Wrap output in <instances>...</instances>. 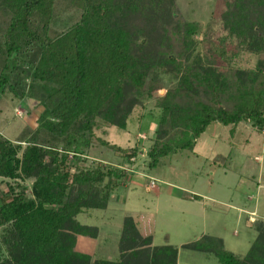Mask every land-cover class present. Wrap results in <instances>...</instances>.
Here are the masks:
<instances>
[{"label": "trees", "instance_id": "1", "mask_svg": "<svg viewBox=\"0 0 264 264\" xmlns=\"http://www.w3.org/2000/svg\"><path fill=\"white\" fill-rule=\"evenodd\" d=\"M4 1L12 11L0 34V101L11 94L21 104L35 99L43 106L36 139H31L22 156L19 152L25 140L14 143L0 133V178H35L29 198L25 189L0 188V226L9 225L7 232L13 238L7 264H91L87 256L74 250L61 229L88 206L99 185L107 179L105 186L116 188L128 170L99 166L73 173L70 154L81 159L98 118L108 125L126 127V103L145 93V64L137 59L127 29L119 21L110 23L116 11L122 12L119 4L113 7L110 0ZM158 1L150 0L152 9ZM60 2L65 3L64 13L70 14L73 7L79 17L69 15L63 28L57 29L53 25L59 20ZM172 13V34L180 37L196 32L194 24L176 10ZM224 21L231 33L247 38L250 47L264 50V35H259L264 26V0L229 2ZM172 43L161 61L179 72L180 80L162 98L161 125L181 130L168 141L159 139L153 144L148 151L150 168L171 153L193 150L214 122L236 126L251 121L264 131V60L255 68L227 64L212 69L190 62ZM217 52L226 59L224 44ZM134 151L130 157L135 156ZM74 184L76 193L69 191ZM83 230L82 226L75 231ZM187 246L215 253L221 264H264V234L245 257L226 249L223 239L214 235L202 236Z\"/></svg>", "mask_w": 264, "mask_h": 264}, {"label": "rangeland", "instance_id": "2", "mask_svg": "<svg viewBox=\"0 0 264 264\" xmlns=\"http://www.w3.org/2000/svg\"><path fill=\"white\" fill-rule=\"evenodd\" d=\"M231 1L159 0L152 9L150 0H110L113 7L122 6V12L116 11L110 23L119 21L127 29L137 59L145 64V93L138 95V101L126 103L129 111L124 129L98 118L95 134L81 159L70 154L73 173L99 166L128 170L116 188L106 187L107 179L99 185L88 206L72 215L61 229L62 236L69 238L74 250L87 256L91 264H221L215 253L191 249L188 243L214 235L223 239L226 249L245 257L264 234V188L259 189L264 183V131L251 121L236 126L214 122L197 139L193 150H179L163 157L156 167L149 166L148 151L153 144L159 139L168 141L181 130L163 129L161 125L162 98L180 80V73L161 61L168 54L169 43L174 42L190 62L212 69L227 64L255 68L264 60L262 46L261 52L256 51L247 44V38L227 28L224 13ZM7 5L0 0V34L12 11ZM65 8L60 2L59 20L53 25L57 29L63 28L69 15L79 17L75 8L70 14L64 13ZM170 9L194 24L196 32L180 37L172 34L175 20ZM259 35H264V26ZM222 44L226 59L217 52ZM42 111L43 106L35 99L21 104L6 94L0 101V133L14 143L25 140L19 156L31 139H36ZM113 144L126 151L112 148ZM133 151L135 156L130 157ZM34 179L0 178V188L25 189L29 198L33 196ZM69 191L76 193L77 185ZM247 192L255 194L251 206L241 204ZM82 226L83 231H75ZM9 228L0 226V264L11 260L7 250L13 241Z\"/></svg>", "mask_w": 264, "mask_h": 264}, {"label": "crops", "instance_id": "3", "mask_svg": "<svg viewBox=\"0 0 264 264\" xmlns=\"http://www.w3.org/2000/svg\"><path fill=\"white\" fill-rule=\"evenodd\" d=\"M259 181H260V180H259ZM260 182H261V181H260ZM259 186H260L259 189L264 188V183H262V184L259 185ZM257 191H258V190H257ZM258 194H259V191H258ZM254 196H255L254 192H252V193H251V192H247V194L243 196V199H242V203H241V204L243 205V203L246 202L247 205H250V206H251V205H252L251 202L253 201V197H254ZM257 203H258V202H257ZM236 204H237V203H236ZM236 204L233 205V204L231 203V204H229V205L232 206V207H234V208H236V209H240L241 207H239V205H238V204L236 205ZM241 204H240V205H241ZM256 205H257V204H256ZM230 206H229V207H230ZM232 207H230V208H232ZM257 207H258V205H257ZM244 209H245V208H244ZM260 213H261V210H260ZM261 216L264 218V214L261 213Z\"/></svg>", "mask_w": 264, "mask_h": 264}]
</instances>
